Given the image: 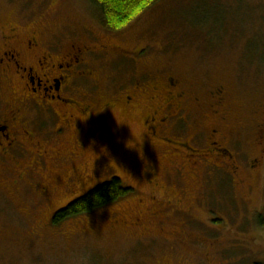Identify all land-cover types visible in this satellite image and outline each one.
I'll return each instance as SVG.
<instances>
[{
    "label": "rangeland",
    "instance_id": "374dc122",
    "mask_svg": "<svg viewBox=\"0 0 264 264\" xmlns=\"http://www.w3.org/2000/svg\"><path fill=\"white\" fill-rule=\"evenodd\" d=\"M12 27L10 44L34 36L39 55L90 47L78 70L92 77L74 81L71 99L91 112L76 119V136L55 134L59 122L41 111L27 115L34 141L63 156L46 160L54 176L38 171L19 187L0 179V264L264 263V0H163L118 33L98 25L93 0H0V48ZM98 44L124 56L95 51ZM166 79L185 91L187 110L153 139L143 123L161 111ZM12 88L3 82L0 94ZM215 129L223 140L211 141L227 153L213 160L206 152ZM195 134L191 152L155 142ZM112 178L131 192L52 224Z\"/></svg>",
    "mask_w": 264,
    "mask_h": 264
},
{
    "label": "flooded vegetation",
    "instance_id": "af4514ba",
    "mask_svg": "<svg viewBox=\"0 0 264 264\" xmlns=\"http://www.w3.org/2000/svg\"><path fill=\"white\" fill-rule=\"evenodd\" d=\"M10 32L15 34L16 31L12 27L8 29V33ZM31 37L30 40L21 43V48H17L10 44L16 38V34L2 36L7 48H0V88L3 87V82H8L13 87L9 95L5 89L3 90L4 94H0V179L10 180L13 187L25 184L27 179L37 176L38 171H48L54 176L55 166L53 169L46 160H59L63 156L61 149L57 148L51 157V150L42 149L43 147L34 141L36 134L27 127L31 118L29 121L26 120L30 111H41L45 117L49 116L52 121L54 118L55 122H59L54 131L55 134L69 128L71 129L70 134L73 136L78 135L82 130V127L77 125L76 119L82 118L84 120L87 114L89 115L91 112L90 105L80 104L71 99L74 92V81L92 77L90 72L78 70V67L83 66V58L89 53L90 49L88 48L90 47L86 44L78 45L79 43H77V46L72 47V50L79 49L68 55L61 54L54 57L51 51L39 55V48H36L39 42L36 37ZM103 48L110 49L105 50ZM118 48L121 47L99 45L94 46L93 49L98 52H110L112 50V54L124 56L121 54L122 49ZM31 57L32 60H28ZM163 83L162 92L167 94L162 100L163 107L160 112L146 117L143 123V126H146L144 128L149 129L148 134H146L151 138L156 137V131L174 118L175 120L182 119L180 115H183L182 112L187 110V108L185 111L182 109L186 100V93L178 89V82L175 84L172 79H166ZM214 93L217 98L222 94L220 90ZM129 101L130 99L125 97L123 105L126 106ZM174 104L178 105V108L170 109ZM214 105L218 107L217 102ZM196 134L186 143H173L160 136V138H156L155 142L174 144L181 150L184 148L191 152L193 150L188 147V142L192 141ZM220 136H224L222 130L215 129L211 131L208 138L206 155H211L213 160H215L214 156L221 157L220 154L227 153L222 147L218 148L217 144L221 145L218 141L223 140ZM211 138L218 140L217 143L211 141ZM28 147H35L36 149L30 153ZM174 150L177 152L176 149ZM27 156H29L28 163H24ZM236 183L240 184L239 181ZM39 187L40 191L46 192L47 184L43 180H41Z\"/></svg>",
    "mask_w": 264,
    "mask_h": 264
},
{
    "label": "trees",
    "instance_id": "16d2710c",
    "mask_svg": "<svg viewBox=\"0 0 264 264\" xmlns=\"http://www.w3.org/2000/svg\"><path fill=\"white\" fill-rule=\"evenodd\" d=\"M163 0H93L95 19L104 30L118 33L133 25L144 13ZM117 178L105 181L93 189L73 199L65 208L52 217V224L60 223L109 205L130 193ZM98 197V199H97ZM264 229V220L258 222ZM264 264V263H253Z\"/></svg>",
    "mask_w": 264,
    "mask_h": 264
},
{
    "label": "clouds",
    "instance_id": "9594fccd",
    "mask_svg": "<svg viewBox=\"0 0 264 264\" xmlns=\"http://www.w3.org/2000/svg\"><path fill=\"white\" fill-rule=\"evenodd\" d=\"M97 199H98V197H97Z\"/></svg>",
    "mask_w": 264,
    "mask_h": 264
}]
</instances>
